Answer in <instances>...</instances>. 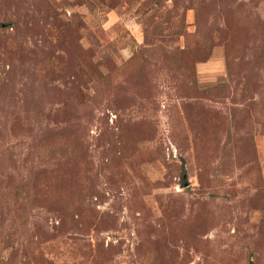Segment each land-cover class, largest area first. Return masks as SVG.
I'll use <instances>...</instances> for the list:
<instances>
[{
  "label": "rangeland",
  "instance_id": "rangeland-1",
  "mask_svg": "<svg viewBox=\"0 0 264 264\" xmlns=\"http://www.w3.org/2000/svg\"><path fill=\"white\" fill-rule=\"evenodd\" d=\"M0 264H264V0H0Z\"/></svg>",
  "mask_w": 264,
  "mask_h": 264
}]
</instances>
